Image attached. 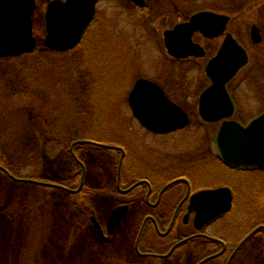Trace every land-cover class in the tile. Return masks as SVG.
Wrapping results in <instances>:
<instances>
[{
    "label": "rangeland",
    "instance_id": "1",
    "mask_svg": "<svg viewBox=\"0 0 264 264\" xmlns=\"http://www.w3.org/2000/svg\"><path fill=\"white\" fill-rule=\"evenodd\" d=\"M50 2L37 0L33 18L37 49L0 59V165L14 176L0 169V264H148L151 260L144 262L131 250L134 223L130 228L133 235L125 236L120 229L114 243L106 245L92 230L93 204L83 200L89 207L83 210L91 211L83 223L75 207L79 198L44 184L67 181L78 186L68 176L75 167L69 157L70 145L79 139L112 143L106 133L109 130L111 135L121 136L113 143H129L133 150L153 159L160 141L147 136L129 105L136 81L152 78L171 96L179 79L182 87L192 89L198 82L195 73L184 71L176 80L165 31L188 21L197 11L231 14L256 7V1L224 0V5L222 0H149L144 9L131 0L101 2L82 43L62 53L45 47ZM165 152L160 149L157 157ZM93 158L89 162L92 168L106 165V154L94 152ZM107 181L109 178L104 183L93 175L88 179L90 186ZM226 183L234 185L229 180ZM243 183L234 211L221 221L224 227L235 219L246 225L250 208L260 203L252 196L253 178L244 176ZM261 183L253 189L264 188V180ZM96 200L100 205L101 199ZM98 216L105 221L104 213ZM262 217L264 208L249 228ZM259 240L243 253V264H264V246Z\"/></svg>",
    "mask_w": 264,
    "mask_h": 264
},
{
    "label": "flooded vegetation",
    "instance_id": "2",
    "mask_svg": "<svg viewBox=\"0 0 264 264\" xmlns=\"http://www.w3.org/2000/svg\"><path fill=\"white\" fill-rule=\"evenodd\" d=\"M255 1L256 7L236 10L237 12L231 14L212 11L228 17V20L224 32L219 37L210 38L201 31L195 32L192 40L201 47L202 50L197 51L203 52V55L193 54L188 58H178L169 55L167 51L176 80L184 71L187 75L195 73L198 82L192 89L188 86L182 87L179 79L172 96L164 90L167 97L187 113L190 118L189 125L169 133H155L140 124L147 136L160 141L156 147L158 152H155L153 159H149L141 151L133 150L129 143H113L114 139L121 136L111 135L110 132L113 131L110 130L106 133L113 139L112 143L79 139L70 145L69 157L75 167L68 176L78 182V186L73 187L66 181L57 184L58 189L79 198L75 207L81 212V218L85 220L83 223L88 220L87 214L91 212L83 210L89 209L85 203L93 204L90 207L96 209L91 212L95 214L90 216V222L92 230L102 243L112 245L120 229L125 236L133 235L130 228L134 223L136 227L133 240H129L131 250L137 257L146 260L144 262L151 260L148 264H182L186 258L187 264H243V253L251 248V245L257 244L260 239L258 244L264 246V217L255 227L249 228L264 208V188L253 189L255 185L262 184L264 169L229 166L220 154L217 141L219 130L226 120L219 123L207 122L202 119L200 112L201 95L213 85L208 66L218 56L231 35L243 48L247 59L225 86L234 107L230 120L248 126L264 115V0ZM221 4L225 5L224 0ZM251 4L255 5L254 2ZM198 12L201 11L192 16ZM84 39L85 35L80 44ZM222 64L225 66L227 62ZM143 79L157 83L152 78ZM163 142L167 143V146ZM160 149L166 152L157 157ZM179 150L184 153L180 155ZM94 152L107 155L104 160L106 165L100 169L92 168L89 164L95 159ZM162 158L166 162H159ZM92 175L100 176L104 183L105 179L109 178V181L106 184L101 183L100 186H90L88 179ZM244 176L253 178L252 196L260 203L250 208L251 219L246 225H243L241 219H235L224 227L221 221L228 215L230 217L234 211L238 192L245 185ZM227 180L234 185L227 184ZM220 188L231 190V209L211 222H197L200 208L194 201L195 196ZM258 191L260 193H257ZM96 199H101L100 205ZM120 207H127V212L110 231V216ZM98 213L105 214L104 222ZM258 248L257 245L255 249ZM261 251L264 261V247H261Z\"/></svg>",
    "mask_w": 264,
    "mask_h": 264
},
{
    "label": "water",
    "instance_id": "3",
    "mask_svg": "<svg viewBox=\"0 0 264 264\" xmlns=\"http://www.w3.org/2000/svg\"><path fill=\"white\" fill-rule=\"evenodd\" d=\"M106 0H53L45 15L47 37L45 44L56 52L73 49L81 41L95 17L97 5ZM144 8L147 0H131ZM36 0H0V59L20 57L34 51L37 39L34 36ZM228 17L203 11L188 22L180 23L164 33L170 55L178 58L203 55L201 47L192 40L196 31L210 38L224 32ZM257 34L255 33V36ZM256 41L257 38H256ZM245 51L228 36L218 56L208 66L213 85L200 98L202 118L208 122L227 119L217 137L223 160L233 167H258L264 169V115L248 126L228 120L233 116V103L226 92V83L246 62ZM227 64L223 66V62ZM134 116L147 129L155 133H169L183 129L190 123L184 110L171 101L163 88L148 79H139L129 95ZM9 177L8 170L0 165ZM33 182V181H32ZM59 187L56 184H44ZM232 192L228 188L208 190L197 194L194 201L199 205L197 222L208 223L228 212L232 206ZM127 207L114 210L109 219L110 231L125 216ZM100 233L102 230L99 228Z\"/></svg>",
    "mask_w": 264,
    "mask_h": 264
},
{
    "label": "trees",
    "instance_id": "4",
    "mask_svg": "<svg viewBox=\"0 0 264 264\" xmlns=\"http://www.w3.org/2000/svg\"><path fill=\"white\" fill-rule=\"evenodd\" d=\"M9 168V167H8Z\"/></svg>",
    "mask_w": 264,
    "mask_h": 264
}]
</instances>
